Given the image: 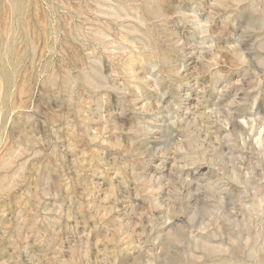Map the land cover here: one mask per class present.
I'll use <instances>...</instances> for the list:
<instances>
[{"label":"rangeland","instance_id":"obj_1","mask_svg":"<svg viewBox=\"0 0 264 264\" xmlns=\"http://www.w3.org/2000/svg\"><path fill=\"white\" fill-rule=\"evenodd\" d=\"M0 264H264V0H0Z\"/></svg>","mask_w":264,"mask_h":264}]
</instances>
